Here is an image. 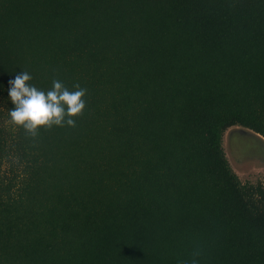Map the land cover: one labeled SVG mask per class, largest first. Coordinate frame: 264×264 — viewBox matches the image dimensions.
<instances>
[{
  "label": "trees",
  "instance_id": "trees-1",
  "mask_svg": "<svg viewBox=\"0 0 264 264\" xmlns=\"http://www.w3.org/2000/svg\"><path fill=\"white\" fill-rule=\"evenodd\" d=\"M21 71L87 89L75 127L9 116ZM264 0H0V264H264Z\"/></svg>",
  "mask_w": 264,
  "mask_h": 264
},
{
  "label": "clouds",
  "instance_id": "clouds-1",
  "mask_svg": "<svg viewBox=\"0 0 264 264\" xmlns=\"http://www.w3.org/2000/svg\"><path fill=\"white\" fill-rule=\"evenodd\" d=\"M33 77L28 71H21L9 81L8 98L14 107L9 109L11 122L36 137L43 128L75 127L76 120L86 108L87 89L75 83L69 88L62 80L53 79L48 89L38 88L31 83ZM199 252L190 260L179 264H200Z\"/></svg>",
  "mask_w": 264,
  "mask_h": 264
},
{
  "label": "rangeland",
  "instance_id": "rangeland-1",
  "mask_svg": "<svg viewBox=\"0 0 264 264\" xmlns=\"http://www.w3.org/2000/svg\"><path fill=\"white\" fill-rule=\"evenodd\" d=\"M224 149L232 169L243 183H257L264 178L262 136L247 128L232 127L225 133Z\"/></svg>",
  "mask_w": 264,
  "mask_h": 264
},
{
  "label": "bare ground",
  "instance_id": "bare-ground-1",
  "mask_svg": "<svg viewBox=\"0 0 264 264\" xmlns=\"http://www.w3.org/2000/svg\"><path fill=\"white\" fill-rule=\"evenodd\" d=\"M240 145V144H239Z\"/></svg>",
  "mask_w": 264,
  "mask_h": 264
}]
</instances>
